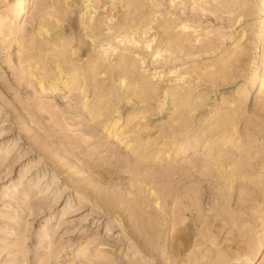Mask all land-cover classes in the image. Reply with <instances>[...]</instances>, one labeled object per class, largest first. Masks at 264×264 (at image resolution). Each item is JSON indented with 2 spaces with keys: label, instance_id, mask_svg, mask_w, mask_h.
Segmentation results:
<instances>
[{
  "label": "rangeland",
  "instance_id": "rangeland-1",
  "mask_svg": "<svg viewBox=\"0 0 264 264\" xmlns=\"http://www.w3.org/2000/svg\"><path fill=\"white\" fill-rule=\"evenodd\" d=\"M18 1L0 0V14L15 9ZM25 1L23 17L12 24L0 23V264H192L186 261L190 251L178 258L170 253L173 201L155 207V239L147 244L141 229L130 225L122 205L115 201L111 215L107 203L99 205L96 192L90 190L89 196L87 182H98L97 172L109 169L114 170L113 186L127 194L138 177L154 188L169 189L174 198L202 187L206 219L226 222L215 239H202L203 224H197L193 241L199 240L203 250L214 239V251L226 248L231 253H250L261 246L252 261L243 257L234 264H264V95L249 92L250 77L264 72V62L259 61L264 0L261 4V0H99L104 7L94 15L102 19V37H108L104 41L108 44L101 50L89 45L88 61L71 55L80 47L76 40L73 49L60 51L66 75H76V68L88 63L100 64L104 71L93 80L101 89L98 95L89 93L90 110L84 109L86 98L78 78L56 86L53 93L39 89L66 81V76L52 80L56 58L38 37L44 18L59 0ZM126 1L130 7L138 3L137 13L122 15L129 10L121 8ZM80 3L83 0H76L70 9L73 21ZM122 19H130L135 27H120ZM140 23L149 33L140 30L132 37ZM67 25L64 22L63 28ZM252 26L257 36L250 41L242 30ZM159 33L163 36L155 37ZM130 37L134 42L129 43ZM34 41L37 45H32ZM178 42L187 51L165 52ZM117 56L124 58V67L136 65L130 82L140 84L137 90L149 87L135 109L127 104L136 99L134 92L123 96V89L104 75L109 70L116 77L120 73ZM214 70L234 74L219 83L195 78ZM85 72L92 75L89 69ZM183 72L192 76L181 78ZM177 104L185 105L175 108ZM113 117L122 118L121 127L109 136L103 123ZM183 118L189 125L182 127ZM219 120L229 122V127L220 126ZM233 128L238 133L228 142ZM193 139L202 142L178 153L181 144ZM218 160L228 170L239 168L242 181L233 196L226 194L225 180L205 175L204 168ZM220 196L224 204L220 201L217 207ZM224 207L228 215H221ZM234 219L243 225V233ZM204 256L199 264H214V257L209 261Z\"/></svg>",
  "mask_w": 264,
  "mask_h": 264
},
{
  "label": "bare ground",
  "instance_id": "bare-ground-1",
  "mask_svg": "<svg viewBox=\"0 0 264 264\" xmlns=\"http://www.w3.org/2000/svg\"><path fill=\"white\" fill-rule=\"evenodd\" d=\"M263 0L260 1V4ZM25 0H19L16 4V8L13 7L6 10L2 14H0V23L1 24H7V23H14L16 20H18L20 17H23L25 15ZM41 2V0H39ZM43 2V1H42ZM64 2L63 5L61 3ZM76 0H59L58 6L53 7V10L51 12L47 13V19L44 18V24L41 26L40 31L38 33V37L40 38L41 44H48V49L51 51V54L56 58V65L52 68L53 76L52 80L59 82L61 81L62 77L66 76V81L62 83H51L49 86H39V89L43 91L44 93H53L58 85H69L73 82V79L78 78V83L81 84L80 92L81 94L86 98V106H84V109L90 110V106L88 105L89 101V93H94L95 95H98L100 93L99 89H101L100 86H97V84L94 83L93 80L97 78V76H100L104 73V71H101L100 64L94 65L93 63H88L86 67L82 68H76V75L69 76L66 75V72H64L63 68L60 66L61 62V50H64L66 48L73 49L71 46L72 41L76 40L78 45H80L79 48L72 51L71 55L74 56L78 54L79 60H82L86 57V61H88L91 57V50L89 49V45H92L94 49H103L104 43L107 42L109 39L108 37L103 35L102 30V19L98 18L99 16H95L97 10L102 9L104 6L99 4V0H83V3L78 4L80 5V9L77 11L76 20L73 21V19L70 18V9L75 5ZM89 2V3H88ZM88 3V4H87ZM128 1L124 3V5L121 7L123 9L129 8L128 12H123L122 15H130L133 13H137L138 10V3L133 2L132 7L128 5ZM40 4V3H39ZM87 4V5H86ZM60 5V6H59ZM113 5V4H112ZM259 5V4H258ZM250 6V7H249ZM250 13L249 15H253V9L255 8V5L251 3L249 5ZM119 8V9H121ZM198 9V7H193V10ZM89 14V16H87ZM249 15H245V17H251ZM68 21V25L63 28L64 22ZM107 26L108 23L105 22ZM120 27H128L129 30L133 29L135 26L130 25L131 20H124L122 19L120 21ZM145 23H140L138 29L131 32L132 37L139 35V31H142V34L147 35L149 32L145 31ZM129 25V26H128ZM264 26V25H263ZM62 28L60 31L58 29ZM70 31L71 33L67 32ZM116 31V30H115ZM264 32V29L261 30L260 38L262 37ZM242 36L246 35L248 40H253L255 36H257V29L252 27H247L246 29L242 30ZM130 35V34H129ZM162 34L159 33L156 34L155 37H160ZM166 35V34H165ZM163 36V35H162ZM130 37L129 43L134 42V39ZM259 37V35H258ZM155 40V39H154ZM153 40V41H154ZM152 41V42H153ZM37 41H34L32 45H37ZM59 43V45H57ZM69 45V46H68ZM234 48L238 47V45L233 44ZM242 47V46H240ZM113 46H110L109 49H112ZM104 49V53L109 50ZM171 51V53H174L176 55L181 54L183 51H187V46L183 42H178L177 44H171L169 48L166 49L165 52ZM163 52H158V54H162ZM172 58V57H171ZM78 60V61H79ZM124 58L121 56L116 57V65L120 69V73L117 72V77L113 75L114 71H107L104 75H107V77L114 80L115 84L120 88L123 89L122 95H126L128 91L134 92L136 95V99L133 98L130 101L128 100L127 104L132 103V107L135 109L138 103H141L143 101L142 94L146 93L149 90V87L145 85V88L142 91L137 90L140 86V84L134 85V83L130 82V78L133 76L131 75L132 71L134 69H137L136 65H133L132 68L128 65L127 67H124ZM261 63L264 62V46L261 52V59H259ZM257 66L259 63H255ZM88 67V68H87ZM89 69V71L92 73V75H86L85 70ZM29 71H33L34 68L30 66L28 68ZM77 72H80L77 74ZM234 74V71H221V70H214L210 72H204V73H197V76L195 77L196 80H199L201 83H213V82H223L226 81L229 76ZM191 74H186L185 72L181 73L180 77H190ZM252 82L249 86V92H259L260 95H264V72L263 75L256 74L254 77H250ZM136 89H134L133 88ZM165 95L167 92H163ZM170 96V95H169ZM127 98V97H126ZM125 98V99H126ZM166 100V98H164ZM177 98H174V101H176ZM121 99H118V102H121ZM185 104H177L175 105V108H178L179 106H184ZM127 106V105H126ZM124 107L125 112H129V107ZM91 111L93 115H96V109L94 107H91ZM120 111V110H118ZM117 111V112H118ZM100 115H97V118H99ZM178 119V118H177ZM193 119V122L196 123L195 118ZM122 122L121 117H113L106 120L104 124V128L106 132H108V135H112L117 129H120V123ZM218 124L220 126H224L225 128L229 127V122H222L221 120L218 121ZM189 125L188 120L185 118L182 119V127ZM173 129V128H172ZM238 133V129L233 128L232 133L228 136V142L233 141L235 135ZM200 140H192L191 143L187 144H181V148L178 149V153L185 152L188 148H191L192 146L196 147L200 144ZM188 146V147H187ZM214 147L216 144L213 145ZM129 147L133 148L132 144H129ZM147 159L149 157H146ZM152 158V157H150ZM194 161V160H193ZM221 167V168H220ZM205 175L209 176L211 178H217V179H223L227 183L226 188V194L233 196V191L238 187V184L242 181V178L238 176L239 174V168L236 167L233 169H226L224 168L223 164L218 160L217 163L214 165L208 166L204 168ZM121 171H117V174L119 175ZM97 180H91L87 182V192L90 195V190L97 193L99 196V205H101L102 202H105L109 205L110 210L107 212L108 214L114 215L116 210L114 207L115 201L119 205H122L123 211L127 212L129 217L130 225L136 229H141V232L143 235L146 236L147 244H149L150 241L154 240L155 238L152 237V235L156 234V223L155 218L152 216V213L154 212L155 207L156 208H162V205H166L174 202V214L176 215L171 223V228L173 229L174 233L171 236V254L174 258L183 257V255L187 254V252L190 251V254L186 261H189L192 264H199L200 258L202 253L205 255L204 257L207 258V260H211L212 257H214V253H216L214 257V264H234L235 262L240 261L243 257L246 258L247 262L252 261L254 258L257 257L258 251L261 250V246L254 249V252L250 253H243L241 250L231 253L229 249L222 248L214 251V239L215 237H218L221 233V224H225V222L217 223L215 221H209L204 216L205 209L202 205V201L204 199V194L202 191V187L192 188L188 190V192L185 193H179V195L172 196V193L169 189L163 190L160 188H154L150 186L146 180L142 177L133 178L131 181V184L129 186V194L124 193L121 190V187L113 186L112 180L114 175V170L109 169L107 171H101L97 172ZM116 175V174H115ZM117 175V176H118ZM101 184L104 186L102 187ZM115 185V184H114ZM129 195V197H128ZM150 196V197H149ZM172 196V197H171ZM153 197V198H151ZM220 201L224 204V198L223 196H220L217 201V207L220 206ZM122 203V204H121ZM111 208L113 210H111ZM151 208V209H149ZM223 211L221 215H228V211L226 208H223ZM157 215V214H156ZM188 215L192 216V218L196 217L197 220L195 223L188 222ZM195 215V216H194ZM235 215V214H234ZM114 220L119 223L118 217L115 216ZM218 221L221 220L220 217L217 219ZM148 221V222H147ZM235 227L238 228L240 232L243 233V225L236 222L234 219ZM233 223V224H234ZM197 224H203L202 229L200 231L202 239L204 238H213L210 243L206 244V247L202 250L199 248L201 245V242L198 240L193 241V237H195V231L194 226H197ZM246 232V231H244ZM242 235V234H240ZM258 252V253H257ZM257 253V254H256ZM202 264V263H201Z\"/></svg>",
  "mask_w": 264,
  "mask_h": 264
}]
</instances>
